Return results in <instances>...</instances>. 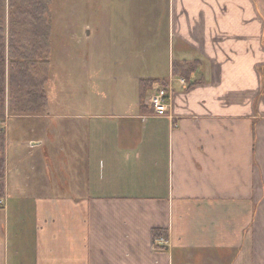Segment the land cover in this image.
Listing matches in <instances>:
<instances>
[{
  "label": "crops",
  "instance_id": "obj_1",
  "mask_svg": "<svg viewBox=\"0 0 264 264\" xmlns=\"http://www.w3.org/2000/svg\"><path fill=\"white\" fill-rule=\"evenodd\" d=\"M167 1L198 83L174 79L165 116L147 98L112 116L124 133L91 116L15 118L0 264H264V0Z\"/></svg>",
  "mask_w": 264,
  "mask_h": 264
},
{
  "label": "rangeland",
  "instance_id": "obj_2",
  "mask_svg": "<svg viewBox=\"0 0 264 264\" xmlns=\"http://www.w3.org/2000/svg\"><path fill=\"white\" fill-rule=\"evenodd\" d=\"M44 6L52 28L46 92L54 115L91 116L92 129L111 122L124 133L128 123L112 116L138 110L140 80L170 76L175 82L170 69L177 52L168 36L167 0H50ZM8 19L5 8L0 20L7 25ZM176 80L188 87L184 79ZM159 90L155 88L147 102ZM17 117L9 114L7 98L0 131L6 139L11 135L12 142ZM125 140L129 145V138Z\"/></svg>",
  "mask_w": 264,
  "mask_h": 264
},
{
  "label": "trees",
  "instance_id": "obj_3",
  "mask_svg": "<svg viewBox=\"0 0 264 264\" xmlns=\"http://www.w3.org/2000/svg\"><path fill=\"white\" fill-rule=\"evenodd\" d=\"M0 0V16L8 8V24L0 20V121L9 114L39 116L49 111L46 85L50 81L52 28L45 20L44 4L50 0ZM200 67L197 61H176L171 68L173 78L184 79L189 86L197 84L192 77ZM168 78L140 80L139 102L144 104L149 94L160 88L168 90ZM151 108V107H150ZM153 115L154 110L151 108ZM5 134L0 131V199L5 188ZM166 233L155 230L154 239Z\"/></svg>",
  "mask_w": 264,
  "mask_h": 264
},
{
  "label": "built area",
  "instance_id": "obj_4",
  "mask_svg": "<svg viewBox=\"0 0 264 264\" xmlns=\"http://www.w3.org/2000/svg\"><path fill=\"white\" fill-rule=\"evenodd\" d=\"M172 82L173 80H171L170 78L168 90L160 89L159 92L153 95L147 103L151 108H153L155 114L158 116H165L168 113V110H169L168 101L170 100L171 93H172ZM178 82L183 86L185 85V82L183 80H179ZM3 203L4 202L1 201L0 206ZM157 241L161 246L163 247L166 246L167 240L165 238L161 237Z\"/></svg>",
  "mask_w": 264,
  "mask_h": 264
}]
</instances>
